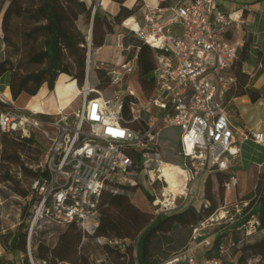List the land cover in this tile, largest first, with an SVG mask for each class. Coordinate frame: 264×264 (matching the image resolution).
I'll list each match as a JSON object with an SVG mask.
<instances>
[{
  "label": "built area",
  "instance_id": "1",
  "mask_svg": "<svg viewBox=\"0 0 264 264\" xmlns=\"http://www.w3.org/2000/svg\"><path fill=\"white\" fill-rule=\"evenodd\" d=\"M165 2L135 1L133 6H139L141 20L131 18L135 28L123 24L156 52L154 93L143 101L129 81L136 70L135 55L129 59L123 57L119 64L107 68L100 63L99 67L110 80V93L106 96L85 84L74 98L81 96L79 106L70 114L74 121L70 122L69 116H65L58 123H46L54 130L38 163L33 166L37 176L29 197H34L32 222L52 218L61 224L76 221L85 228L98 213L104 191L116 192L119 185L141 183L149 187L148 194L153 197L157 213L167 214L189 204L191 185L205 179L213 170L227 171L228 159L238 156L243 144L252 142L264 147L263 133L234 127L228 114L230 94L235 86L231 67L238 58L229 34L240 20L225 13L220 8V0ZM117 39H121V35H117ZM127 96L134 98L128 101L129 117L140 125L137 130L121 121ZM0 98L10 105L0 114L1 132L29 136L25 134L26 127L37 128L43 124L41 119L35 118V113L15 107L2 94ZM170 127L179 130L178 147L184 173L181 191L175 194L166 189L168 184L161 175L163 162L159 150L161 131ZM156 184L161 185L158 192L154 189ZM237 185L236 175L230 174L223 183L221 206L193 229L191 240L182 251L159 264H221L220 258L204 255L215 233L203 236L200 232L227 219L232 209L240 213L241 202L236 197L230 198ZM192 205L197 210L208 208L209 201L203 191ZM255 223L253 218L243 225L246 234L254 230ZM127 242L115 239L109 243L124 251ZM200 249H205L202 254H199ZM226 251L220 246L221 254ZM15 258L35 264L30 234L26 252L18 253ZM101 262L104 259L96 260V264Z\"/></svg>",
  "mask_w": 264,
  "mask_h": 264
},
{
  "label": "trees",
  "instance_id": "2",
  "mask_svg": "<svg viewBox=\"0 0 264 264\" xmlns=\"http://www.w3.org/2000/svg\"><path fill=\"white\" fill-rule=\"evenodd\" d=\"M111 1L120 5L115 15L102 12L99 6L94 8V2L87 6L83 0H0V40L5 47L12 48H6L0 57V78L8 74L11 99L17 100L22 93L34 96L42 85L52 90L61 74L69 76L78 86H82L86 78L89 87L107 96L111 86L105 71L99 65L92 67L90 60V70L86 75L87 41L76 22L79 17H84L91 23L92 59V53L105 44L107 35L113 32L115 26L124 23L134 26L131 18L138 12L139 6L127 8L123 5L126 0ZM178 1L166 0L165 4ZM122 39L121 47L128 49L130 46L135 52L126 58L136 56V70L129 76V81L140 98L146 101L154 93L156 52L138 39L130 41L124 36ZM249 46L250 42L244 41L241 53L231 67L235 77L233 95L246 96L256 103L261 94L251 86L250 76L242 69L243 63L249 58ZM256 63L260 68L255 76L264 73L262 50L257 51ZM91 77L95 81L94 86H90ZM131 99L134 98L127 96L123 101L121 121L123 125L137 130L140 125L129 117L128 101ZM9 108L10 105L0 98V114ZM168 138L179 141V135L175 132ZM40 152L33 134L21 136L0 131V184L6 185L14 196L25 202L20 210L21 223L15 230L5 233L0 231V264L26 262L13 258L18 253L26 252L28 224L32 218L34 201V197H29L31 184L37 176L33 166L38 163ZM229 175L228 171L218 170L206 175L203 194L209 201L208 208L197 210L195 206L188 205L167 214L157 213L152 204L153 197L141 185H119L116 192L106 190L101 195L97 224L91 232L82 230L76 221L61 224L51 218L52 225L58 230L56 242L50 246L39 241L35 260L41 264H96L98 258L93 256V252L99 250L105 257L101 264L105 263V259L109 264H159L182 251L190 242L193 229L221 206L223 183ZM211 178L217 184L218 203L211 195ZM140 189L150 210L143 209L129 196V193ZM237 200L241 202L240 213H229L228 218L222 220L224 230L220 234L215 232L212 245L204 251V255L220 258L221 264L232 262L224 239L232 232L244 229L243 225L254 218L256 223L250 234L242 233L239 238L232 233L231 247L238 254L237 264H264V165L257 174L254 189ZM254 234L262 235L251 242L245 241L244 238ZM115 239L128 241L124 251L109 243ZM101 240L103 242L97 245ZM220 246L226 248V253H220ZM4 254H9L11 258H6Z\"/></svg>",
  "mask_w": 264,
  "mask_h": 264
},
{
  "label": "rangeland",
  "instance_id": "3",
  "mask_svg": "<svg viewBox=\"0 0 264 264\" xmlns=\"http://www.w3.org/2000/svg\"><path fill=\"white\" fill-rule=\"evenodd\" d=\"M83 1L85 2L87 6H90L92 2H94V8L96 6H100L99 5L100 0H83ZM132 1L133 0H130L129 5L132 3ZM174 1L176 0H170V2H174ZM76 26L82 32V34L85 37V40L87 41V60H86V71H85L87 75V72H89L90 70V67H89L90 60H92V64H91L92 67H95L99 65L100 63L98 61H95L94 54L96 51L92 53V59L90 58L91 48H90L89 38L91 34V23H88L84 17H79L76 22ZM117 35H122L126 37L127 39H130V41L137 39L136 36L133 33H129L128 29H126L123 25L115 26L112 34L109 35L110 36L109 38H114V39L110 42L109 45L104 47L99 52V55H98V58L100 59V61L103 60L102 61L103 68H107L113 65L114 63L119 64L121 61H123V57H126L129 54L130 55L135 54V52L133 51V48L130 46L128 49L121 51L119 44L115 43V38L117 39ZM122 40L123 39L121 38L120 39L121 44H122ZM1 45L2 46L0 48V57L3 54V51L6 48H8L7 46L5 47L2 43ZM10 49L12 48H8V50ZM135 75L137 76V72L135 73ZM66 76L67 75H60L58 79L56 80V84H57V81H59L61 77H63L64 79L62 80H64V83L66 82L67 84L73 83L80 90L85 86L86 78L82 86H78L75 84V81L73 79H71L69 76L67 77ZM8 79H9L8 74L0 78V92L4 91L3 96L6 97L7 99L10 98L9 91L6 88L8 85ZM254 79L255 78L253 77V80ZM94 84H95V81L91 77L90 86H94ZM49 96L50 97H47V90L42 87L39 89V91L37 92L35 96L29 98V100L30 99L38 100L42 107L41 114H36L34 116L37 119H41L43 124L37 128L36 127L34 128L26 127L27 130L25 133L26 135L33 134L38 146L41 149L40 156L42 154V151H44L48 145V137L53 134L54 127L48 124L58 123L65 116H69L68 117L69 121L73 122L74 120L70 117V114L72 113L73 110H75L79 106L80 101H81V96H79L69 106L65 107L66 108V109L64 108L65 110L63 109L61 112H59L57 109L58 103H57L56 97L51 92H49ZM25 97H28V96H25ZM12 102L14 103V106L17 108H21L22 105H24L22 104L23 103L22 98H19V100H17L16 102L12 100ZM228 110L230 111L233 110L232 105L228 106ZM29 111L31 110L29 109ZM231 113L233 112L231 111ZM141 115L143 118H145L144 114H141ZM158 115L161 116L162 112L161 111L158 112ZM243 121H245L243 120V118H241L240 116H236V121L233 122L234 127L241 129ZM84 128H86V126ZM173 132H175L177 136L179 135V130L176 128H171V127L163 128V130L161 131V136L159 139L160 159L163 163L176 165L181 168L182 158L180 157V154H179L178 141L176 140V142H174L170 138H168V136L171 135ZM262 148L259 149L258 147H255L252 145L244 146L239 156H235L234 158L228 159V164L230 165L228 171L232 174H235L238 180V186L236 190L234 191V193L230 195V198L233 199L234 197H236L239 199L243 195H245L246 193L254 189L257 174L259 170L262 168V165H264V148L263 149ZM202 179L203 178H201V180ZM201 180L191 185L190 195L188 199V202L191 205L194 203V200L199 195V193L203 191L202 187L204 188V184L201 183ZM210 182H211V188H210L211 195L213 196L215 201L218 203V188H217V184L215 183V179L211 178ZM141 184H142L141 187L148 193L149 187L144 185L143 183ZM154 189L156 190V192H158L159 190H161V185L160 184L154 185ZM129 196L131 200L139 203V205L143 209L150 210V206H148V204L146 203L141 189L136 190L133 193H129ZM24 203L25 202L22 199H18L16 196H14L11 193V191L8 188H6V185L2 186L0 184V231L2 233L15 230V228L21 223L20 210H21V207L24 205ZM234 213L236 214L235 210H230V215ZM221 215L223 216V214ZM97 220H98V213L90 218L89 222L85 224L86 226L85 228L84 226H81L82 230L85 229L84 230L85 232H90L94 228V224H97ZM223 226H225L223 223H220V224L214 223L213 225H209L207 228L201 230L200 233H202L203 236H210V235H213L215 232H218L220 234L222 230H224L222 228ZM242 233L246 234L245 228L242 229L241 231L238 230L234 232L233 236L240 238L242 237ZM29 234H30V245L32 248L33 259L35 261V264H41L39 263V261H36L34 257L36 253V244L39 241H42V242H45L47 245H50V246L53 245L56 242L58 230L52 225L51 218H44L42 220H38L35 222H32V218H31L28 224L26 242L28 240ZM231 235H229L228 238L224 239V246L229 249V254L232 258V262L228 264H237L238 254L234 252V247H231V242H232ZM260 235L262 234H254L244 239L246 242H251L257 237H259ZM102 242H103L102 240L99 241V243L97 242V245H100ZM4 256L9 259L11 258L9 254H4ZM93 256L101 260L105 258L104 254H102L99 250L94 251ZM13 259H16V258H13ZM16 261H19V260L16 259ZM25 261L27 262V263L25 262V264H30L27 259H25ZM104 264H109L106 261V259H105ZM179 264H185V263H179Z\"/></svg>",
  "mask_w": 264,
  "mask_h": 264
},
{
  "label": "crops",
  "instance_id": "4",
  "mask_svg": "<svg viewBox=\"0 0 264 264\" xmlns=\"http://www.w3.org/2000/svg\"><path fill=\"white\" fill-rule=\"evenodd\" d=\"M135 1H137V0H133L132 3L129 5L130 0H126L123 5L127 8H131V7H133V4ZM144 1H147V0H144ZM102 4H103V7H102ZM102 4H101V0H100V6L101 7L100 6L99 7L101 8V11L106 12L110 15H115L118 12L119 7H120V5L117 2H114L111 0H102ZM107 4L110 6H108ZM113 4H114V6H113ZM116 4H117V7L114 8L116 6ZM220 8L225 13L231 15V17H233L237 20H240V24L238 25L237 28H235V29L233 28L232 32L229 34V38L232 41V43L235 44V46L237 48L238 56L241 53L244 41L250 42L249 58L245 63H243L242 69L245 73H247L250 76L251 86L253 88L257 89L261 94L260 99L256 103H252L249 100V98L246 96H242V97L234 96L233 95V89H232L231 94H230L229 105H232L233 110H231V111L234 114L231 113L230 110H228L230 121L233 125V122L236 121V116H240L241 118H243V120H245L242 123L241 129L246 130V131H252V132H261L264 134V73H261V74H258L255 76L256 71L260 68V65L256 63L257 51L262 50L264 52V0H220ZM112 9H115V10L112 11ZM134 16L136 17L138 22L141 20V12L139 11V9H138V12ZM111 34H109V35H111ZM109 35H107V37H106L105 44L102 47L95 50L96 51L94 54L95 55V61H98L99 63H102V61H103V60L100 61V59L98 58L99 52L104 47L109 45L110 42L114 39V38H109L110 37ZM122 37L123 36L121 35V38ZM90 39H91V34H90L89 40ZM1 43L2 42H0V48H1ZM115 43L119 44L121 51H123L122 47H121L120 39L118 40L115 38ZM104 62H106V61H104ZM117 64L118 63H114L111 66H114ZM253 77L255 78L254 80H253ZM75 84H76V82H75ZM85 84L89 86L87 80H86ZM55 85H54V88L52 90H49L46 85H42L41 88L43 87L47 90V97H50L49 92L53 93L54 96L56 97L57 103L59 104V101H58V98L56 95V86ZM6 88L8 89V85ZM8 91H9V89H8ZM3 92L4 91L0 92V94H2V96H3ZM76 95H77V93H76ZM76 95L73 96L69 100L68 104L65 107L69 106L73 102ZM25 96H28V95L22 93L17 98V100H19V98L23 99L22 104H24V105H22L21 108H24V110H26V112H28V113L29 112L34 113L33 111H29V109L26 108L27 101L29 100V98H31L33 96H31V97L30 96L25 97ZM8 100L12 102L11 96H10V98H8ZM17 100H15V102ZM13 105H14V103H13ZM35 114H41V113H35ZM250 145L258 147L259 149L262 148V146L256 145L252 142H246L245 144H243L240 147L239 155L241 154L244 146H250ZM229 167H230V165H229ZM228 170H229V168H228ZM230 174H232V173H230ZM200 180H198L197 182H199ZM201 183L204 184V179L201 180ZM202 189H203V187H202ZM204 250L205 249H200L199 254H202Z\"/></svg>",
  "mask_w": 264,
  "mask_h": 264
},
{
  "label": "bare ground",
  "instance_id": "5",
  "mask_svg": "<svg viewBox=\"0 0 264 264\" xmlns=\"http://www.w3.org/2000/svg\"><path fill=\"white\" fill-rule=\"evenodd\" d=\"M147 1L150 2L151 4H155L156 0H147ZM101 4H102V0H101ZM108 6H110V5H108ZM113 6H114V4H113ZM102 7H103V4H102ZM116 7H117V4L114 8H116ZM113 10H115V9H112V11ZM61 75H63V74H61ZM62 79H64V78L61 77V79L59 81H57V84L55 83L56 84L55 85L56 86V95H57V98L59 101V104L57 105V109L59 112H61L64 109V107L68 104L69 100L73 96L76 95L77 90H78V88L73 83H69V84H67V82L64 83V80H62ZM69 81H70V79H69ZM26 108L30 109L34 113H41L42 112L41 104L36 99L28 100L26 103ZM183 174L184 173L182 171V168H180L179 166L168 164V163H163L161 166V175L165 178V180L168 184V187L166 189L168 191L174 193V194L179 193L181 191V185L183 184V181H184V175Z\"/></svg>",
  "mask_w": 264,
  "mask_h": 264
}]
</instances>
